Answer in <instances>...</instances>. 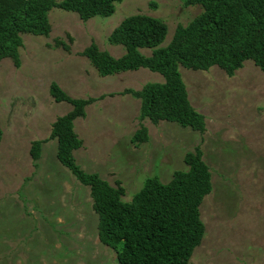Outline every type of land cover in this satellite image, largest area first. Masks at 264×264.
Instances as JSON below:
<instances>
[{
    "label": "rangeland",
    "instance_id": "1",
    "mask_svg": "<svg viewBox=\"0 0 264 264\" xmlns=\"http://www.w3.org/2000/svg\"><path fill=\"white\" fill-rule=\"evenodd\" d=\"M200 12L199 5L184 7L179 0H122L111 16L83 22L75 12L53 8L48 37L21 35L20 66L0 61V264H119L98 239L89 187L58 161L57 142L49 139L52 123L72 108L54 101L52 82L71 98L97 99L74 121L82 141L73 151L75 163L112 186L120 182L124 201L148 177L167 183L175 171L187 170L185 153L201 149L212 190L199 207L205 232L188 264H264L262 71L251 60L231 77L217 66H179L188 100L204 117L200 133L175 122L140 121V101L121 94L161 83V74L139 68L102 76L82 55L93 42L114 58L122 56L124 48L107 37L132 15L164 22L167 34L159 47H165L175 28ZM140 51L150 55L151 49ZM142 125L148 141L136 144L131 138ZM36 140L47 141L34 162L29 150Z\"/></svg>",
    "mask_w": 264,
    "mask_h": 264
},
{
    "label": "trees",
    "instance_id": "2",
    "mask_svg": "<svg viewBox=\"0 0 264 264\" xmlns=\"http://www.w3.org/2000/svg\"><path fill=\"white\" fill-rule=\"evenodd\" d=\"M122 0H0V61L11 59L20 66L19 48L22 34L48 37V13L57 8L75 12L86 22L95 16L108 17ZM184 7L199 5L201 12L185 26L178 25L171 41L159 47L167 34L160 19L132 15L123 19L108 35L111 45L121 46L125 53L112 57L100 51L95 43L82 55L107 76L128 70L147 68L161 74L164 81L146 83L140 90L125 89L140 101L139 120L175 122L203 133L205 121L190 104L179 66L207 71L219 67L231 77L251 60L264 74V0H179ZM150 7L155 9L154 2ZM56 45H62L57 41ZM151 49L150 55L140 49ZM49 94L57 103L72 106L52 123L49 139L57 142L56 157L82 185L89 187L92 209L97 215L100 243L115 252L119 264H188L194 249L200 245L205 227L199 207L212 190L211 173L196 147L186 152L185 171H175L167 183L157 176L145 179L130 201L122 200L125 189L103 180L97 173H87L76 163L73 151L82 146L74 131V121L85 116V108L95 98L74 99L52 82ZM100 96L99 99H102ZM2 131L0 129V141ZM141 144L148 141L147 128L141 126L131 138ZM36 140L29 150L36 162L41 145Z\"/></svg>",
    "mask_w": 264,
    "mask_h": 264
}]
</instances>
